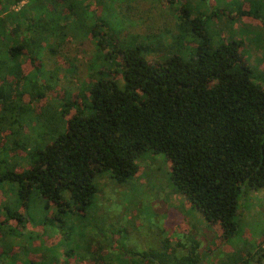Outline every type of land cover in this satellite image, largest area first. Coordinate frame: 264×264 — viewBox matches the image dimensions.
<instances>
[{
  "label": "trees",
  "instance_id": "16d2710c",
  "mask_svg": "<svg viewBox=\"0 0 264 264\" xmlns=\"http://www.w3.org/2000/svg\"><path fill=\"white\" fill-rule=\"evenodd\" d=\"M167 1L169 7L173 0ZM121 2L0 0V196L17 195L13 203L0 199V264L24 249V210L33 191L53 206L50 219L61 226L67 212L85 211L98 197V174L124 182L145 151L166 156L175 188L226 237L237 231L248 191L264 188V76L247 63L239 41L214 42L205 28L209 18L225 22L246 13L235 11L240 5L257 11L264 0H232L227 10L207 14L181 3L167 45L158 33L119 42ZM186 35L197 42L188 58L165 54ZM68 37L94 44L88 85L52 105L57 69L45 70L42 57L61 52ZM164 48L161 59H149ZM83 97L90 100L82 104ZM90 240L83 264H203L197 246L179 254L177 243L171 255L166 240L160 251L127 260L106 253L105 241ZM251 251L246 263L264 264V244Z\"/></svg>",
  "mask_w": 264,
  "mask_h": 264
},
{
  "label": "rangeland",
  "instance_id": "374dc122",
  "mask_svg": "<svg viewBox=\"0 0 264 264\" xmlns=\"http://www.w3.org/2000/svg\"><path fill=\"white\" fill-rule=\"evenodd\" d=\"M229 1L232 0H173L168 7L167 0H122L120 7L115 9L123 29L116 34L117 40L128 44L135 41L136 35L158 33L167 45L170 40L168 31L175 30V14L181 3L206 13L209 9L227 10ZM239 9L246 13L225 22L209 18L205 23L206 32L214 42L231 38L239 41L241 54L247 63L255 73L264 76V7L261 4L257 11H253L255 6L247 2L235 11ZM101 19H106L103 12ZM190 39L186 35L165 54L180 53L183 58H188L197 43L195 40L190 42ZM165 51L164 48L152 53L149 59L156 62ZM93 52L94 44L90 38L78 40L68 37L61 52H45L43 57L41 53L43 68L47 71L57 69L58 82L48 92L52 96V105L65 94L76 93L78 97L79 92L85 90ZM70 64L74 67H69ZM79 100L86 104L90 98ZM44 102L45 98L38 99L36 107ZM24 127L31 129L28 124ZM135 162L136 173L124 182H116L108 172L98 174L94 178L98 199H94L85 211L71 209L63 217L61 226L50 219L53 206L33 191L24 210L23 251L26 252L14 249L18 257L9 256L3 264H10L13 259H17L13 264H24L28 258H33L35 264H83L89 258L87 247L93 243L87 241L89 238L105 241L106 253L111 251L127 260H136V253L160 251L159 247L166 240L169 242V254L173 253L171 255H176L172 249L177 243L181 246L177 248L179 254L197 246L196 252L200 253L199 260L203 264H247L246 255L252 252V245L255 248L264 244V188L248 191L241 215L236 218L237 231L226 237L219 225H209L197 208L175 188L170 178V162L163 153L145 151ZM9 185L5 184V187L10 188ZM4 197L13 203L17 195L9 191L6 195L1 194L0 199ZM21 207L18 206L19 209ZM251 264L257 263L252 260Z\"/></svg>",
  "mask_w": 264,
  "mask_h": 264
}]
</instances>
